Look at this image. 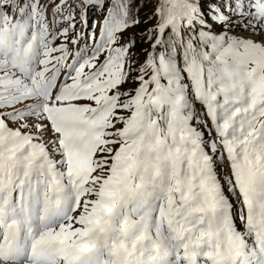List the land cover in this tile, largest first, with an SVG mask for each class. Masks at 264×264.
Returning <instances> with one entry per match:
<instances>
[{
	"label": "snow or ice",
	"instance_id": "snow-or-ice-1",
	"mask_svg": "<svg viewBox=\"0 0 264 264\" xmlns=\"http://www.w3.org/2000/svg\"><path fill=\"white\" fill-rule=\"evenodd\" d=\"M0 264H264V0H0Z\"/></svg>",
	"mask_w": 264,
	"mask_h": 264
}]
</instances>
